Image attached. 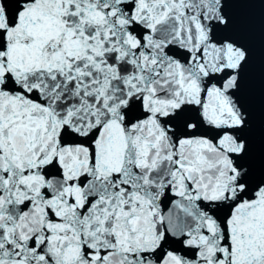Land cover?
Returning <instances> with one entry per match:
<instances>
[{
  "label": "snow or ice",
  "instance_id": "1",
  "mask_svg": "<svg viewBox=\"0 0 264 264\" xmlns=\"http://www.w3.org/2000/svg\"><path fill=\"white\" fill-rule=\"evenodd\" d=\"M0 264H264V0H0Z\"/></svg>",
  "mask_w": 264,
  "mask_h": 264
}]
</instances>
